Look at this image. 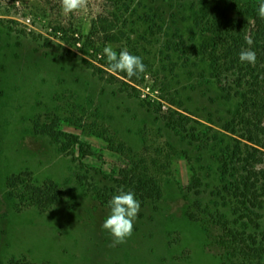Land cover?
Wrapping results in <instances>:
<instances>
[{
    "label": "rangeland",
    "instance_id": "374dc122",
    "mask_svg": "<svg viewBox=\"0 0 264 264\" xmlns=\"http://www.w3.org/2000/svg\"><path fill=\"white\" fill-rule=\"evenodd\" d=\"M259 1L89 0L65 16L60 0H0V264H264V205L223 190L224 148L242 139L225 125L249 86L233 69L219 80L202 50L214 16L257 28ZM108 45L146 72L111 74ZM53 121L82 143L62 149L38 125ZM20 172L64 196L45 211L19 206L6 182ZM134 176L155 190L112 246L108 201Z\"/></svg>",
    "mask_w": 264,
    "mask_h": 264
},
{
    "label": "trees",
    "instance_id": "16d2710c",
    "mask_svg": "<svg viewBox=\"0 0 264 264\" xmlns=\"http://www.w3.org/2000/svg\"><path fill=\"white\" fill-rule=\"evenodd\" d=\"M259 3L254 9V16L258 21L257 28L249 29L246 19L239 20L228 13H223L221 17L214 16L215 19L208 22L211 33L206 36L202 44L203 52L211 56L212 67L219 80L222 78L223 70L233 69L241 75L240 81L246 78L249 86L247 91L240 94L242 101L233 111L231 120L225 125V129L232 132H238L237 127H241L242 139H235L236 143L227 144L222 157L223 190L237 199L240 206L248 209L264 205V183L259 185L256 179L259 175L264 177V169L255 170L259 162L256 159V152L259 149L254 146L259 145L264 148V142L258 140L260 136L264 138V19L257 15ZM249 33L254 41L251 47L257 56L255 66L242 64L239 60L241 49L248 47L244 37ZM90 38L91 35L88 39L92 42ZM101 63L107 66L106 57L103 56ZM38 125L44 133L60 143L64 150L82 143L79 136L58 129L56 121ZM6 183L7 194L22 207L30 206L45 211L57 204L64 196V191L57 182L46 180L37 183L29 172L9 176ZM123 184L126 190L135 193L136 199L141 203L152 197L155 190L150 182L142 177H126ZM106 199L108 200V197ZM219 217V222L224 223L225 229L228 230L227 234L236 241L238 233L234 228L229 227L221 216ZM250 219L252 220V217ZM244 240L248 245L246 239ZM10 264L19 263L12 261Z\"/></svg>",
    "mask_w": 264,
    "mask_h": 264
},
{
    "label": "clouds",
    "instance_id": "9594fccd",
    "mask_svg": "<svg viewBox=\"0 0 264 264\" xmlns=\"http://www.w3.org/2000/svg\"><path fill=\"white\" fill-rule=\"evenodd\" d=\"M62 12L65 16L77 14L87 10L89 0H60ZM257 15L264 19V0L259 3ZM247 48H242L239 60L242 64L255 66L257 56L252 49L253 39L244 37ZM103 55L107 60L108 71L111 74H125L127 78H140L146 72V65L140 56L134 55L127 48L117 52L111 45L105 46ZM109 213L102 228L112 237V246L124 244L130 239L134 231V222L141 210V202L136 199L135 193L118 189L116 194L108 201Z\"/></svg>",
    "mask_w": 264,
    "mask_h": 264
}]
</instances>
